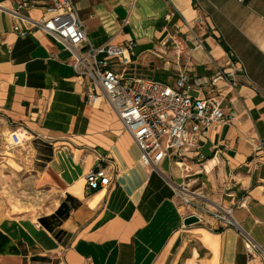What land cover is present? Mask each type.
Listing matches in <instances>:
<instances>
[{
    "label": "crops",
    "instance_id": "obj_1",
    "mask_svg": "<svg viewBox=\"0 0 264 264\" xmlns=\"http://www.w3.org/2000/svg\"><path fill=\"white\" fill-rule=\"evenodd\" d=\"M27 3L21 17L9 13ZM74 3L93 46L134 42L127 76L172 87L176 69L199 77L230 58L242 68L222 101L231 120L215 125L185 161L142 167L108 104L86 103L70 53L32 29L52 1L0 0V193L20 180L43 194L21 203L43 206L35 216L12 214L0 198V264H188L193 243L198 264H264V0ZM20 129L36 139L9 150V134ZM102 157L114 164L111 185L88 191L84 177L107 166ZM181 186L209 209L232 208L238 228L209 217L184 228ZM245 235L258 247L251 255Z\"/></svg>",
    "mask_w": 264,
    "mask_h": 264
},
{
    "label": "built area",
    "instance_id": "obj_2",
    "mask_svg": "<svg viewBox=\"0 0 264 264\" xmlns=\"http://www.w3.org/2000/svg\"><path fill=\"white\" fill-rule=\"evenodd\" d=\"M51 1L44 19L33 23L32 29L52 37L70 53L71 67L84 88L86 103L91 107L97 106L101 100L108 104L137 146L142 167L156 168L165 159L185 161L188 154L198 153L215 125L230 122L222 101L225 93L235 92V77L242 73V68L230 58L215 73L199 77L178 68L172 87L148 78L128 77L134 42L95 47L89 42L78 18L74 0ZM32 6L30 3L20 4L9 13L21 17L20 11ZM197 24H201L200 20ZM194 46L201 47L200 41L196 39ZM177 66L180 67L179 62ZM7 139L6 147L12 150L21 148L36 136L20 129L9 134ZM99 161L107 166H98L85 175L84 186L88 191H102L111 185L114 164L107 157L99 158ZM175 197L184 212L183 219L196 216L200 225L209 217L223 228H238L232 208L213 206L209 209L204 202L198 203L204 201L201 197L182 186L178 187ZM245 249L248 255L258 251L257 245L246 235Z\"/></svg>",
    "mask_w": 264,
    "mask_h": 264
},
{
    "label": "rangeland",
    "instance_id": "obj_3",
    "mask_svg": "<svg viewBox=\"0 0 264 264\" xmlns=\"http://www.w3.org/2000/svg\"><path fill=\"white\" fill-rule=\"evenodd\" d=\"M131 77V76H128ZM5 152V151H3ZM19 185L17 187V189H12V191H6V192H2L0 193V198L7 200L8 205L10 207V212L12 214H19V213H25V212H29V214L31 215H36L37 210L40 212L42 210L41 205H39L40 207H36L34 205V207H30L28 206L27 208L22 206L21 203H27V202H32L33 200L38 199V201H42V196L41 194H36V193H32L31 191H29L26 187V185L24 183L21 184V182L19 180ZM9 185V182H8ZM8 189V188H7ZM41 199V200H40ZM14 202V203H13ZM13 203V204H12ZM22 206V207H21ZM194 248H198L197 244H191L188 248H187V254H185L184 258L186 259H190L191 261L188 263L191 264H198V260H196L195 258H193L190 255V252L192 251V249Z\"/></svg>",
    "mask_w": 264,
    "mask_h": 264
},
{
    "label": "water",
    "instance_id": "obj_4",
    "mask_svg": "<svg viewBox=\"0 0 264 264\" xmlns=\"http://www.w3.org/2000/svg\"><path fill=\"white\" fill-rule=\"evenodd\" d=\"M199 219L196 216H189L183 219L182 225L184 228L199 224Z\"/></svg>",
    "mask_w": 264,
    "mask_h": 264
},
{
    "label": "bare ground",
    "instance_id": "obj_5",
    "mask_svg": "<svg viewBox=\"0 0 264 264\" xmlns=\"http://www.w3.org/2000/svg\"><path fill=\"white\" fill-rule=\"evenodd\" d=\"M254 195L258 196V192L254 193ZM262 201H264V197L261 198ZM188 264H191V263H188Z\"/></svg>",
    "mask_w": 264,
    "mask_h": 264
}]
</instances>
